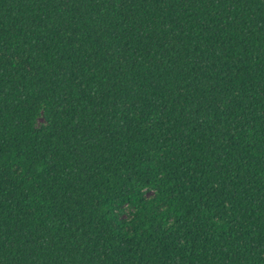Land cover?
<instances>
[{
	"label": "trees",
	"instance_id": "trees-1",
	"mask_svg": "<svg viewBox=\"0 0 264 264\" xmlns=\"http://www.w3.org/2000/svg\"><path fill=\"white\" fill-rule=\"evenodd\" d=\"M0 264H264V0H0Z\"/></svg>",
	"mask_w": 264,
	"mask_h": 264
},
{
	"label": "rangeland",
	"instance_id": "rangeland-1",
	"mask_svg": "<svg viewBox=\"0 0 264 264\" xmlns=\"http://www.w3.org/2000/svg\"><path fill=\"white\" fill-rule=\"evenodd\" d=\"M42 121H43L42 119L38 120L39 123H41ZM153 196H154V192L151 189L146 190L144 192V197L147 199H150ZM134 213H135V207H133V208L128 207L127 208V206H126L125 211L122 214H120L119 219L128 221L129 219L133 218Z\"/></svg>",
	"mask_w": 264,
	"mask_h": 264
}]
</instances>
